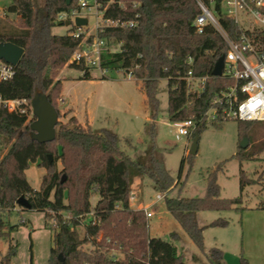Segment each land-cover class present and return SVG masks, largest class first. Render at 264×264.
Returning a JSON list of instances; mask_svg holds the SVG:
<instances>
[{"label": "trees", "instance_id": "16d2710c", "mask_svg": "<svg viewBox=\"0 0 264 264\" xmlns=\"http://www.w3.org/2000/svg\"><path fill=\"white\" fill-rule=\"evenodd\" d=\"M103 21L133 22V28L104 27L98 38L105 40L108 50L101 55V68L120 71L140 84L146 105L151 111L150 135L158 115V90L161 80H167V115L171 123L192 120L196 128L193 139L206 129L204 114L213 108L217 96L233 85L232 80L212 77L216 61L226 54V45L211 29L197 35L193 22L198 9L193 0H96ZM79 11L77 0H10L7 13L16 17L15 27L0 28V43L9 42L23 49V55L12 80L0 83V95L5 99L31 100L35 89L43 92L56 109L61 97V81L53 82L56 72L69 65L82 73L80 80H90V70L82 63L69 64L81 47L83 38L69 32L57 36L51 29L61 13ZM220 22L232 40H239L241 29L234 20ZM64 24V23H61ZM258 54H264V30L245 32ZM92 38L86 43L90 44ZM191 60V63H189ZM191 71L193 76H208L204 91L198 95L187 92L182 77ZM231 121V120H227ZM226 122V121H225ZM27 117L0 110V139L9 148L0 151V215L17 209L20 197L27 199L32 211L44 214L45 228L53 232L48 264H186L177 255L171 242L152 238L142 209L133 210L129 204L132 169L146 177L155 191L165 194L164 207L197 249L204 253L203 231L208 227L225 228L228 222L218 219L199 225L202 212L244 211L243 191L257 185L241 169V162L250 161L264 147L253 152L238 151L233 158L239 164V192L234 199H221L217 174L225 162L215 165L206 175V190L202 198H168L174 181L163 167L160 158L149 153L145 163L131 160L119 147V139L109 130L92 131L74 117L65 125L58 124L54 141L38 144L28 136L17 135L29 130ZM223 122L218 116L214 128ZM238 139L249 136L250 124L264 122L237 121ZM48 155L52 156L49 163ZM180 164L178 175L186 159ZM57 162L63 166L59 172ZM37 163L45 170L38 190L25 177L30 164ZM62 175L65 181L61 183ZM99 197L94 207L92 196ZM256 209L264 210V202ZM26 222L23 223V225ZM83 228V232H80ZM16 226L0 217V238L9 239ZM172 234V237H175ZM100 237L99 242L96 239ZM90 245L93 249H84ZM118 250L122 259L110 256ZM17 246L11 242L0 264H13ZM208 264H224L223 253L214 247L204 253ZM61 256L62 260L59 258ZM32 263V257L30 258ZM238 264H248L242 257Z\"/></svg>", "mask_w": 264, "mask_h": 264}, {"label": "rangeland", "instance_id": "374dc122", "mask_svg": "<svg viewBox=\"0 0 264 264\" xmlns=\"http://www.w3.org/2000/svg\"><path fill=\"white\" fill-rule=\"evenodd\" d=\"M86 1L89 8H82L79 16L87 20L85 35L92 36L102 14L97 12L94 0ZM9 5L10 0L0 1V28L16 25V17L7 13ZM240 23L246 30L255 29L251 27L253 24L248 18L241 17ZM73 31H76L73 24L55 25L51 29V33L57 36ZM89 70L90 80H80L82 73L69 65L56 72L53 82L61 81V97L55 102L59 114L57 125H65L75 117L80 123L87 122L92 131L109 130L119 139L120 149L134 162L145 163L152 152L161 159L163 167L174 181V189L167 194L168 198L203 197L207 172L215 165L225 162V169L217 174L220 197L237 196V173L240 163L233 156L236 155L242 140L238 139L237 121L223 122L220 128H214L213 125L206 127L199 135L195 156L185 160L179 176L181 161L189 156L192 138L177 137L175 128L168 120L167 80H161L159 83L158 115L154 121V134L150 135L151 111L146 105L140 84L120 71H110L103 77L98 70ZM250 126L249 136H245L248 145L242 149L246 153L264 147V123H252ZM55 130L57 133L58 126ZM28 134L29 130L21 129L17 132V135ZM8 148L9 145H5L0 139V151L5 154ZM56 168L60 172L63 166L57 162ZM241 168L257 182V185L245 189L243 207L246 209L240 213L232 210L222 213L202 212L197 215L199 225H208L218 219L228 222L225 228L208 227L203 231L204 253L216 247L223 252L234 253L236 260L231 264H238L241 257L248 264H264V210L256 209L257 204L264 201V191H261L264 190V152L253 156L250 161L241 162ZM44 174L45 170L38 167L37 163L30 164L25 171V177L34 190L39 189ZM130 174L133 180L129 204L133 210L140 208L144 214L152 213V217L147 219L149 236L171 242L177 255L181 256L186 264H208L205 254L197 249L166 211L164 200L156 203V197L163 194L155 191L146 177L136 175L132 169ZM98 199L97 195L91 197L92 207ZM0 217L4 222L16 226V231L9 239L0 238L1 258L7 255L11 242L17 246L16 256L11 259V263L30 264L32 257L33 264H48L49 251L53 246V232L45 228L43 213L17 207V210L2 213ZM22 220L26 222L24 225L21 224ZM80 232H83V228H80ZM172 234L176 236L172 237ZM83 248L93 249L90 245ZM109 255L115 259L123 258L115 249L111 250Z\"/></svg>", "mask_w": 264, "mask_h": 264}, {"label": "built area", "instance_id": "2783aa9c", "mask_svg": "<svg viewBox=\"0 0 264 264\" xmlns=\"http://www.w3.org/2000/svg\"><path fill=\"white\" fill-rule=\"evenodd\" d=\"M1 1V0H0ZM80 10L89 8L86 0H77ZM198 15L193 22V28L197 35H202L207 29L213 30L226 45L224 54V64L222 75L233 81L225 92L221 93L213 102V108L205 114L206 127L212 126L218 120L241 122H264V54H258L254 49L250 39L245 35L249 31L240 23V18H248L252 21V28L264 30V0H193ZM94 4L98 13L97 1ZM79 11L61 13L57 16L58 23H74L79 16ZM226 18L234 20L241 29L242 34L239 40L229 38L223 28L220 19ZM87 26V25H86ZM86 26L77 28L72 33V37H82L81 47L69 60V64L80 65L81 63L88 69H96L105 77L109 72L101 68V55L108 50L105 40L98 38V33L104 27L133 28V22L122 23L120 21H103L102 18L96 23L95 33L86 36ZM248 29V28H247ZM254 29V30H255ZM88 38L92 42L87 44ZM191 63V60H189ZM15 67L0 61V83L10 81L15 76ZM213 77V76H212ZM208 76L196 77L191 71L182 80L186 83L187 92L198 95L204 91ZM0 110L27 117L32 122L33 116L30 101L27 99H5L0 95ZM177 137L190 138L196 128V124L188 119L181 122L172 123ZM165 194L156 197V203L164 200ZM133 200V198H131ZM17 210V209H15ZM147 219L152 217V213H146ZM25 221H21L23 224ZM100 237L96 239L99 242Z\"/></svg>", "mask_w": 264, "mask_h": 264}, {"label": "water", "instance_id": "95a60500", "mask_svg": "<svg viewBox=\"0 0 264 264\" xmlns=\"http://www.w3.org/2000/svg\"><path fill=\"white\" fill-rule=\"evenodd\" d=\"M71 0H66V5L70 4ZM70 22L64 24L57 23V26L65 25L69 26ZM73 25L77 28L87 25V20L84 18H75ZM23 49L15 46L9 42L0 43V61L5 62L13 67H16L19 63ZM224 64V56H221L215 63L211 75L215 78H219L222 75ZM30 107L33 116V121L29 126V138L38 144H46L55 140L56 138V126L58 123V111L49 103L47 96L38 89H35L34 94L30 100ZM199 134L196 132L189 148V155L195 156L197 152ZM248 145V139L243 137L239 143L241 149H245ZM49 163H51V156L48 155ZM65 181V177L62 178L61 183ZM16 206L22 210H31V205L24 197H20L16 201ZM59 258L62 260L61 256Z\"/></svg>", "mask_w": 264, "mask_h": 264}, {"label": "crops", "instance_id": "0c3cea01", "mask_svg": "<svg viewBox=\"0 0 264 264\" xmlns=\"http://www.w3.org/2000/svg\"><path fill=\"white\" fill-rule=\"evenodd\" d=\"M68 109V108H67ZM75 118V117H74ZM77 120V119H76ZM78 122V121H77ZM79 124H81V125H88L89 126V124L86 122V123H80V122H78ZM90 127V126H89ZM225 169V164H224V166H223V168H222V170H221V172L223 171ZM242 169V168H241ZM239 170H240V168H238V173H237V182H238V186H237V189H238V194H237V196L236 197H234V198H238L239 196H240V192H239ZM242 171H243V169H242ZM245 172V171H244ZM246 173V172H245ZM261 191H264V190H261ZM245 192H246V190H244L243 191V193H242V196H244V194H245ZM174 198V197H173ZM198 198H202V197H198ZM221 199H234V198H222V197H220ZM261 202H264V201H260L259 203H261ZM258 203V204H259ZM257 204V205H258ZM140 209V208H139ZM219 249V248H218ZM222 251V250H221ZM222 253H223V263L224 264H231V262H233V261H235L236 260V257H235V255H234V253L233 254H231L229 251H222ZM240 256V255H239Z\"/></svg>", "mask_w": 264, "mask_h": 264}]
</instances>
